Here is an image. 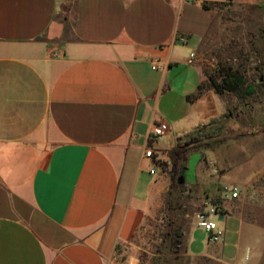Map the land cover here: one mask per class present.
<instances>
[{"label": "crops", "instance_id": "crops-1", "mask_svg": "<svg viewBox=\"0 0 264 264\" xmlns=\"http://www.w3.org/2000/svg\"><path fill=\"white\" fill-rule=\"evenodd\" d=\"M223 1L0 0V264H112L162 207L170 180L163 169L148 179L145 147L169 163L166 150L228 107L231 94L209 87L187 99L206 79L204 42L220 22L202 4ZM158 122L168 131L151 141ZM243 137L188 155L192 259L264 264ZM223 182L238 183V198L221 197ZM215 202L223 238L196 251L198 207Z\"/></svg>", "mask_w": 264, "mask_h": 264}, {"label": "rangeland", "instance_id": "rangeland-1", "mask_svg": "<svg viewBox=\"0 0 264 264\" xmlns=\"http://www.w3.org/2000/svg\"><path fill=\"white\" fill-rule=\"evenodd\" d=\"M212 7L221 11L219 14L220 22H217L213 34L204 42L202 58L205 73H213L217 63H222L240 69L243 71L247 82L256 85V93L254 97L246 101L245 107L239 106L238 99L234 100L232 97L234 95H226L224 99L229 101L228 107L224 110L222 116L212 122L221 121L220 118H222L223 126L220 133L233 135L241 132L244 134L241 135L244 136L241 139V145L245 150L242 147L241 150L246 151L244 153L246 159H254L253 168L256 174L254 178L248 177V200L246 205L253 212L256 210L255 212L259 214V218L262 212L261 217L264 220V52L262 56L259 52L263 48L264 40V6H236L232 5L229 0H225L212 3ZM62 15L63 13H60L59 17ZM241 108L243 112L238 118L237 113L242 110ZM161 139H164V137ZM182 141L179 140L174 145ZM244 154H241L240 158ZM192 156L196 157V155ZM237 158L238 154L236 155ZM190 164L192 165V163ZM163 168L168 176L169 164L167 166L163 164ZM212 168L214 174H219L218 167L214 166ZM187 174H190L189 170ZM154 176L155 174L149 173L148 179L153 180ZM216 178L217 176H213L215 181ZM228 183L230 182L220 183V195L222 194V186ZM252 186L256 187L257 190L255 191ZM182 202L189 209V213L180 215L181 219L184 220L185 233L181 237L183 242L178 245L179 250L176 259H171L173 257L169 256V260L164 261L163 258L159 259L156 253L163 232H165L162 219L165 210V204H163L161 208L145 219L143 226L136 233L132 242L120 249L112 264H225L216 260L192 259L187 255V235L192 222L191 213L196 208L193 205L195 201L190 197H185ZM198 209L201 210L199 213L204 211L200 207ZM256 220L260 221L255 218ZM228 234L232 238L234 237L232 227H230ZM189 237L196 238L192 244L193 249L195 248L196 251L203 249L207 235L202 229L191 230Z\"/></svg>", "mask_w": 264, "mask_h": 264}, {"label": "trees", "instance_id": "trees-1", "mask_svg": "<svg viewBox=\"0 0 264 264\" xmlns=\"http://www.w3.org/2000/svg\"><path fill=\"white\" fill-rule=\"evenodd\" d=\"M202 6L207 9L212 6V3L204 2ZM262 47L263 51L262 49L259 51L261 52V56L264 52V40ZM207 87L212 88L218 94L228 92L234 95L238 99L240 107H245L246 101L254 97L256 93V85L252 82H247L243 71L222 63H217L213 73H206V79L197 86L194 94L187 96V99L190 101L195 100ZM242 112L243 109L238 111V118ZM220 120L222 121V118ZM221 121H214L210 125L194 131L185 140L166 150L169 163L164 161L162 165L167 166L169 164L167 173L170 182L164 198L165 210L162 216L165 232H163L162 240L156 249L159 259L163 258L164 261H168L169 256L173 257L171 259H176L179 250L178 245H181L183 242L181 237L185 233V226L184 220L181 219L180 215H187L189 213V209L182 202L185 197H189V194L186 192L184 184L180 183L178 179L183 175L190 152L206 149L212 150L225 144L232 138L244 135L241 132L233 135L220 133L223 126ZM213 204L217 205L216 202Z\"/></svg>", "mask_w": 264, "mask_h": 264}, {"label": "built area", "instance_id": "built-area-1", "mask_svg": "<svg viewBox=\"0 0 264 264\" xmlns=\"http://www.w3.org/2000/svg\"><path fill=\"white\" fill-rule=\"evenodd\" d=\"M182 40L185 41V38ZM194 55V52H190L188 61H191ZM166 131H168V125L165 122L155 123L149 132V138L154 140ZM144 156L152 160L150 173L156 174L158 170L163 169L162 159L151 144L145 147ZM239 192L238 185L234 183L224 184L221 189L222 198H237ZM220 212L221 210L218 205H209L206 210L200 212L197 216V224L206 232L208 242H219L223 238L224 230L218 225V215Z\"/></svg>", "mask_w": 264, "mask_h": 264}, {"label": "water", "instance_id": "water-1", "mask_svg": "<svg viewBox=\"0 0 264 264\" xmlns=\"http://www.w3.org/2000/svg\"><path fill=\"white\" fill-rule=\"evenodd\" d=\"M183 180H184V179H183V177H182V176H180V177H179V179H178V181H179L180 183H182V182H183ZM220 217H221V216H220Z\"/></svg>", "mask_w": 264, "mask_h": 264}]
</instances>
